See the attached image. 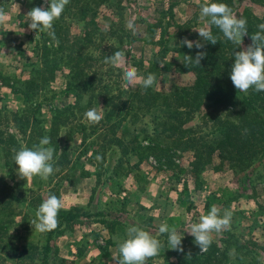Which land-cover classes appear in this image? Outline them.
I'll return each instance as SVG.
<instances>
[{
    "label": "rangeland",
    "instance_id": "rangeland-1",
    "mask_svg": "<svg viewBox=\"0 0 264 264\" xmlns=\"http://www.w3.org/2000/svg\"><path fill=\"white\" fill-rule=\"evenodd\" d=\"M211 1L69 0L53 22L57 46L26 22L32 8L47 7L45 0H0L6 13L0 20V264H41L46 233L31 221L49 195L62 207L44 264H111L133 225L161 242L147 264H200L194 260L200 249L185 231L212 206L221 216L232 212L231 229L212 233L222 252L227 231L245 242L238 248L229 240L224 260L251 258V243L264 244V160L252 161L254 172L218 168L204 146L196 165L195 145L213 144L218 135L203 111L180 108L181 119L174 118L160 98L193 79L179 70L176 49L183 38L203 41L195 30L210 26L200 6ZM260 1L233 0L229 8L237 18H261ZM129 20L136 34L126 27ZM247 46L243 37L242 50ZM116 51L126 63H104ZM130 67L145 78L155 74L157 82L148 89L127 83ZM93 108L103 118L89 124L84 114ZM45 136V147L55 150L53 173L47 180L18 178L15 151L33 149ZM65 212L75 216L66 220ZM161 223L183 235V252L169 248Z\"/></svg>",
    "mask_w": 264,
    "mask_h": 264
},
{
    "label": "clouds",
    "instance_id": "clouds-1",
    "mask_svg": "<svg viewBox=\"0 0 264 264\" xmlns=\"http://www.w3.org/2000/svg\"><path fill=\"white\" fill-rule=\"evenodd\" d=\"M69 0H45L47 7H34L27 12L26 17L28 29L37 33H47L58 46L59 41L53 30V22L58 19ZM6 13L0 8V20ZM201 20L209 18V24L215 25L228 40L237 45L242 44V38L247 35V21L244 18H237L232 10L224 3H205L200 6ZM126 27L133 34L137 28L133 20H129ZM255 34L251 35L252 43L241 51L234 52V63L231 66L230 80L239 92L247 93L254 89L256 92H264V23L259 24ZM200 38L211 44L217 43V38L212 35L210 27H201L198 30ZM181 43L188 49L193 47L201 49L204 45L200 41H190L183 38ZM206 56V52L198 51L195 58L185 55L186 64L199 66ZM104 63L112 66H120L126 63L124 54L116 51L110 56L105 57ZM123 79L127 83L138 81L143 88L152 87L157 81L155 74H148L147 77L138 76L135 67L125 68ZM103 118L102 112L95 108L89 109L84 114V120L89 124L99 123ZM50 144V138L45 136L33 149L27 147L15 151L13 156L14 164L17 166L15 171L18 178L25 181L33 177H40L47 180L53 173V153L54 149L45 147ZM97 161L102 159L97 155ZM62 207L61 200L56 195H49L35 211V218L31 221L32 227L39 233H47L58 227V213ZM220 209L212 206L208 214L200 217L198 223L191 224L189 230L185 231L194 238L195 244L199 247L200 253L208 250L212 243V233H221L231 229L232 212L224 210L223 216ZM159 233H167L168 245L172 250L183 252L181 246L183 235L178 234L175 228H169L167 223H161ZM127 238L118 243V255L113 259L116 264H147V261L159 255L161 242L154 238L148 231L138 226H129L126 230Z\"/></svg>",
    "mask_w": 264,
    "mask_h": 264
},
{
    "label": "trees",
    "instance_id": "trees-1",
    "mask_svg": "<svg viewBox=\"0 0 264 264\" xmlns=\"http://www.w3.org/2000/svg\"><path fill=\"white\" fill-rule=\"evenodd\" d=\"M253 1L259 2V0ZM232 2L233 0H212L209 3H224L231 8ZM260 2H264V0ZM262 7L264 8L263 4ZM243 18L247 21V35L244 36V42L248 41L249 46L252 43L251 35L260 31L257 26L264 23V15L259 18L248 13ZM209 27L212 35L217 38L216 44L200 41L204 45L201 49L195 47L188 49L185 45L176 49L180 53L179 70L183 73L193 74V79L160 98L165 102V107L173 109L172 116L174 118L181 119L182 108L189 112L203 111L207 120L212 124L214 132L218 135L213 144L195 145L194 163L196 165H199L200 162L201 148L206 146L208 161L216 157L219 160L216 165L218 168L224 165L231 167L240 165L241 169L251 166L250 172H254L255 165H252V161L256 160L257 164H262L264 160V116L260 111L261 108H264V92H256L250 88L245 93L235 89L230 80V71L234 63V52L241 51V45L228 41L215 25ZM198 51L206 52V56L201 60L200 65H185L184 56L188 55L194 59ZM105 88L107 89L106 86ZM22 94L26 95L23 92ZM105 102L109 103V99L106 98ZM222 110H225L223 114H221ZM112 113L113 111L109 110L105 114V119H111ZM9 139L6 154L11 149L9 145L14 144L13 137L11 136ZM64 214L66 220H71L75 216L70 215V212ZM87 215L90 216V213ZM57 229L58 227L46 233L41 264L46 263L47 254L51 248L52 234ZM221 240L226 244L225 251L222 252L216 241L212 240L208 250L201 253L202 257L196 256L194 260L200 264H214L218 258L216 264H262L260 256L264 258V244L251 243L250 250L253 251L254 256L248 258V254H246L241 260L240 255H238L236 260L229 262L224 260L227 259V249L230 245L228 241L236 242L238 248L245 246V242L230 231H227L225 238ZM255 257H259V259L257 258V260Z\"/></svg>",
    "mask_w": 264,
    "mask_h": 264
},
{
    "label": "crops",
    "instance_id": "crops-1",
    "mask_svg": "<svg viewBox=\"0 0 264 264\" xmlns=\"http://www.w3.org/2000/svg\"><path fill=\"white\" fill-rule=\"evenodd\" d=\"M111 264H116V262H115V261H113Z\"/></svg>",
    "mask_w": 264,
    "mask_h": 264
}]
</instances>
